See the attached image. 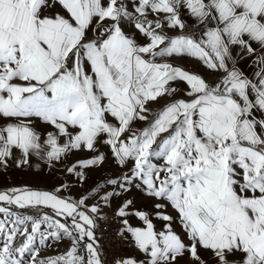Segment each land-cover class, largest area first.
<instances>
[{"label": "snow or ice", "instance_id": "1", "mask_svg": "<svg viewBox=\"0 0 264 264\" xmlns=\"http://www.w3.org/2000/svg\"><path fill=\"white\" fill-rule=\"evenodd\" d=\"M101 145L86 194L0 191V264H264V0H0V168Z\"/></svg>", "mask_w": 264, "mask_h": 264}, {"label": "rangeland", "instance_id": "2", "mask_svg": "<svg viewBox=\"0 0 264 264\" xmlns=\"http://www.w3.org/2000/svg\"><path fill=\"white\" fill-rule=\"evenodd\" d=\"M18 155V154H17ZM106 155L108 156V159H106V165L104 164L101 168L93 169L88 171V179L85 184H77L76 183V177L72 176L70 178V174H68L65 171V168L70 165V163L75 162L76 160H71L70 162L66 163H60L57 164L59 166L62 165V170H60L57 165L53 168H49L47 170L46 174L48 176V182L50 184L53 180L57 179L58 177L63 176L65 179L64 185H68L69 190H65L67 194L72 196H79L82 194H86L91 188L95 186L97 182H103L105 178L112 177L114 175L119 174V168L116 166L113 162L112 157L110 156V153H108V150H106ZM34 171V168H37V165H22L20 167H17L16 161H9V166L6 169L0 168V191L11 189V188H24L28 185H35L38 182V176L36 173H31V170ZM130 195L137 197V203L138 204H145L146 201L140 199L139 194L132 193ZM121 199H116L114 201L113 207L118 206L121 203ZM108 209H105V213H109ZM136 223V222H134ZM159 225V222H157ZM67 242L59 244L58 247L54 246V250L50 249L47 250L48 255H55L58 251L63 250L64 247H66ZM126 248V256L132 255V256H139V253L135 251L134 248H132L128 241L125 244Z\"/></svg>", "mask_w": 264, "mask_h": 264}, {"label": "crops", "instance_id": "3", "mask_svg": "<svg viewBox=\"0 0 264 264\" xmlns=\"http://www.w3.org/2000/svg\"><path fill=\"white\" fill-rule=\"evenodd\" d=\"M178 63H183L184 66L190 70H194V71H199L201 72V74L204 75H208L206 70H204L201 66L195 64L194 62H190V61H178ZM254 66V62L252 60H248V62L245 65V71L248 72L250 71ZM211 78V77H209ZM100 150L102 152H104L106 154V150L107 147L104 145H101ZM89 153L84 152V153H78L74 156L71 157V160H80V159H86V158H90ZM19 158V154L17 155V159ZM70 160V161H71ZM69 161V162H70ZM106 161H105V165H106ZM27 165H37V168H34V171H32L30 168L29 170H31V173H36V175L38 176V182L35 185H28L26 188H31V189H42V190H47V191H52L55 188H59L62 185H64V181L65 179L63 178V176L58 177L57 179L53 180L52 183L50 184V182H48V176L46 174L47 170H49L48 165L44 162V160L40 159L39 157L33 156L29 162V164ZM57 167L62 170V165L59 166L57 165ZM64 196H70L69 194L66 193V191L64 190L62 193ZM80 196V195H79ZM78 196V197H79ZM72 197H77V196H72Z\"/></svg>", "mask_w": 264, "mask_h": 264}, {"label": "built area", "instance_id": "4", "mask_svg": "<svg viewBox=\"0 0 264 264\" xmlns=\"http://www.w3.org/2000/svg\"><path fill=\"white\" fill-rule=\"evenodd\" d=\"M106 214L107 220L99 221L100 226L97 229V238L103 245L107 259L111 261L113 256H126L125 244L127 240L118 235L121 224L113 220L111 212Z\"/></svg>", "mask_w": 264, "mask_h": 264}]
</instances>
